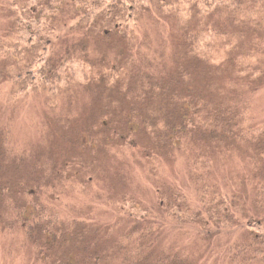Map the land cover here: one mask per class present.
I'll return each mask as SVG.
<instances>
[{
    "label": "trees",
    "instance_id": "obj_1",
    "mask_svg": "<svg viewBox=\"0 0 264 264\" xmlns=\"http://www.w3.org/2000/svg\"><path fill=\"white\" fill-rule=\"evenodd\" d=\"M189 2L197 12L201 11L203 14L204 11V14L212 18L225 19L228 27L234 25L240 27L251 37L250 48L243 53H236L237 50L232 43H221L219 40L224 34L219 22L192 33L185 31L179 44L175 45L170 54L173 57L179 56L182 64L173 74L166 77L164 74L163 77L157 78L152 76L151 72L142 70L148 66L152 72L155 70L159 73L165 72L159 66L161 62L156 63L165 55L163 48L153 53L156 59L145 60V68L135 67L133 61L128 57L124 58L123 52L116 53L112 62H108V58L117 44L116 41L115 44L112 42L117 38H125L132 29L137 28L132 25L137 23L141 14L153 13L157 17L155 12L158 8L173 17L177 9L172 7V3L166 0H2V12L9 19L10 32L7 38H12L8 43L3 41L6 38L0 40V58L2 55L8 58L4 73L11 76L9 80L14 90V93H10L9 99L12 101L11 97L21 85L28 84L23 88L31 90L47 89L41 82L37 84L36 80L31 81L29 75L40 60L44 64L40 76L55 81L54 85H60L59 80L64 72L81 71L83 68L93 70L100 66L98 64H102L105 67L101 72L109 74L108 78L116 77L115 86L119 84L123 86L127 77V82L131 77L134 80L132 85L127 83L126 87H133L131 94H134L132 99L136 111L132 108V113L123 119L129 140L124 134L117 137L127 147L131 149L139 147L135 140H130L132 134L138 140L149 139L152 144H157L158 148H163L168 154L173 150L178 151L198 143L205 148L218 151L240 142L238 140H244V131L254 133L250 128L245 130L240 127L242 118L247 116L243 109L245 105L241 103V109L236 114L232 103L213 102L207 97L204 100L202 95L208 93L198 90L194 79L190 78V72L192 68L200 70L197 65L213 69L220 68L227 62L233 69L237 68L238 75L246 74L245 77L251 78L256 71L252 57L257 56L258 50L264 48V19L254 14L256 4L250 3L249 0H189ZM37 28H43L48 33L44 35L42 32L41 35L34 31ZM82 30L86 32V36L77 40L68 38L65 43L60 42L63 38L66 39L65 36L72 37L71 33ZM238 31L233 36L234 43L237 44L243 39ZM24 33L29 39H23ZM90 37L92 42L99 43L106 50L99 52L97 48L88 49L86 39ZM134 37L133 35L131 41ZM32 42L33 45H30ZM96 56L99 57V62L93 64L89 61L91 57L95 59ZM152 67L155 69H151ZM3 77L0 71V82L3 81ZM10 105L14 109L13 104ZM246 108L249 109L248 106ZM9 125L8 120L5 124H0V204L3 200L9 202L13 199L17 202L20 199L23 207L11 208L15 218L11 224L6 225L10 228L8 230L10 233L14 228H18L23 234V243H29L36 248L37 252L34 254L36 261L45 264H193L186 255L179 253L174 247L158 246L159 229L162 225H167L168 220L176 230L184 234L186 229L195 231L201 245L205 244L208 248L212 247L214 240L220 241V244L214 245L216 251L214 258L220 259L217 261L218 264H264V219L260 221L263 231L251 233L247 242L227 237L238 228L242 227L241 230H245L248 226L238 225L241 200L233 194L230 197L220 194L219 190L210 184L208 178L210 173L206 171L208 162L207 160L202 162L204 159H201L197 150H194L191 157L192 171L190 169L188 171V187L196 203H193L186 193L177 190L166 203L161 200L166 206L163 207L159 202L152 215L143 216L137 209L124 208L123 215L111 221L105 232L106 236L112 230L116 231V234L112 233L111 238L105 240L100 239V236L98 238L93 230L87 229L84 225L71 223L56 215L51 205L41 201V194L53 189L47 185V175L39 176L40 185L34 188L20 183L17 185L19 180L3 176L19 171L24 173L22 166L27 161L35 163L34 157L28 159L27 152L17 149ZM102 127L105 128L104 125ZM110 134L109 141L118 136L116 131H111ZM247 141L255 152L252 161L256 165L262 162L263 166L264 144L261 143L254 148L252 145H255L257 140L248 135ZM82 146L83 150L95 149L92 143ZM209 153L211 156L214 154ZM42 169H44L42 165L37 167L34 165L31 169L33 172L24 173L26 176L24 180L27 183L29 180L33 181L35 172ZM262 170L261 168L256 173V179L260 178ZM202 171L206 173H200ZM67 177L70 175L67 174ZM67 180L65 177L64 181ZM263 186L261 179H258L253 202L256 209L264 207ZM168 188L161 191L162 196L166 198L168 192L172 191L171 189L168 191ZM234 208L239 210L237 214Z\"/></svg>",
    "mask_w": 264,
    "mask_h": 264
},
{
    "label": "rangeland",
    "instance_id": "obj_2",
    "mask_svg": "<svg viewBox=\"0 0 264 264\" xmlns=\"http://www.w3.org/2000/svg\"><path fill=\"white\" fill-rule=\"evenodd\" d=\"M1 1L0 40L6 38L3 41L8 43L12 39L7 38L10 32L9 19L2 12ZM166 1L172 3V7L177 9L174 16H168L162 11L163 9L158 8L155 12L157 17L153 13L141 14L139 20L137 18V23L132 25L137 28L132 29L125 38H117L112 42L115 44L116 41L117 44L111 50L114 52L110 53L108 62L116 57V53L123 52L124 58L128 57L133 61L135 67L145 68V60L156 59L153 53L163 48L165 55L156 63L161 62L159 66L165 72L159 73L157 70L152 72L148 66L142 71L151 72L152 76L157 78L163 77L164 74L166 77L173 74L182 64L179 56L173 57L170 54L175 45L179 44L184 32L192 33L217 22L221 24L222 34H224V37L219 40L221 43H232L237 50L236 53H243L250 48L251 37L240 27L236 25L228 27L225 19L212 18L204 14V11L203 14L201 11L197 12L189 0ZM249 2L256 4L255 7L253 6L254 14L264 19V0H249ZM34 31H38L41 35L42 32L44 35L48 33L43 28H37ZM237 31L243 36L238 44L233 40ZM71 34L72 37L65 36L66 39L63 38L60 42L65 43L68 38L77 40L86 36L83 30ZM132 34L135 37L131 41ZM22 35L23 39H29L26 33ZM91 38L86 39L88 49L97 48L99 52L106 50L99 43L92 42ZM33 42L30 45H33ZM258 51V55L252 57L256 71L249 79L244 76L246 74L238 75L237 68L233 69L227 62L220 68L213 67V69H207L192 62L200 70L192 68L190 72V78L194 79L198 90L208 93L202 95L204 100L207 97L213 102L232 103L236 114L239 113L243 103L244 113L247 116L243 117L241 122L239 121L240 127L245 130L250 128L254 133L244 131V140H238L240 142H235L234 145H228L218 151L205 148L198 143L178 151L173 150L169 154L163 148H158L157 144H152L149 139L138 140L134 134L130 136V140H135L139 146L134 149L127 147L117 138L124 134L129 140V134L126 136V128L123 126V119L135 107L132 99L134 94H131L133 87H126L127 83L132 85L134 82L132 77L128 82V77L124 79L123 86L121 84L115 86L116 77L108 78L109 74L101 72L105 66L98 64L100 66L97 65L98 68L93 70L83 68L81 71L64 72L59 80L60 85H54L55 81L52 82L45 76H40V70L44 66L40 60L29 75L31 81L36 80L37 84L41 82L47 89L31 90L23 88L28 84L21 85L20 89L16 90V94L11 97V101L9 96L14 91L9 80L11 76L4 73L8 58L2 55L0 71L4 77L0 82L2 84L0 86V124H5L8 120L11 137L17 149L27 152L28 159L35 158V163L27 161L30 163L26 164V162L22 166L24 173L33 172L31 169L34 165L44 167L42 171L35 172L33 181L29 180V183L24 180L25 174L20 171L3 174V176L11 180H19L17 185L20 183L34 188L40 185L41 179L38 177L47 175V185L53 189L43 192L41 201L51 205L56 215L62 216L71 223L82 224L87 229L93 230L98 238L100 236V239L109 240L111 234H116V231L112 230L108 236L105 232L111 221L123 215L124 208L137 209V212L143 216L152 215L160 203L163 207L166 206L164 202L169 201V197L173 196L177 190L186 193V196L196 203L188 187V171L189 169L192 171L193 158L191 157L194 150H197L201 159H204L202 162L205 160L208 162L206 171L210 173L208 175L210 184L216 187L220 194L229 197L233 194L241 200L238 225L248 224V226L245 230H241L242 227L238 228L227 237L239 242H247L251 233L263 231L260 221L264 219V207L256 209L253 204L256 181L261 179L264 184V165L262 166V162L256 165L252 161L255 152L246 143L248 135L257 140L255 145L251 144L254 148L261 143L264 144V48ZM89 61L95 64L100 60L96 56L95 59L91 57ZM10 103L13 104L14 109ZM134 111H136L135 108ZM137 117L140 118V116ZM103 125L105 128L102 127ZM110 130L116 131L118 135L111 141H109ZM90 143L95 149L83 150L82 145ZM209 152L214 154L211 156ZM261 168L263 170L260 178L256 179L255 175ZM67 174L70 175L69 178ZM65 177L67 181H64ZM166 187H169L168 191L172 190L171 193L168 192L167 198L161 194ZM262 200L264 202V192ZM0 206V264H45L35 260L36 248L29 243H23L24 237L18 228H14L11 233L8 231L10 228L6 224H11L10 222L15 218L11 208L23 207L20 199L17 202L13 199L9 202L3 200ZM234 210H236L235 214L239 212L235 208ZM194 232L192 229H186L184 234L176 230L167 220V225H162L159 229L160 244L158 246L174 247L179 253L186 255L193 264H218L217 261L220 259L214 258L216 252L214 245L220 244V241L214 240L212 247L208 248L205 244L201 245L198 235Z\"/></svg>",
    "mask_w": 264,
    "mask_h": 264
}]
</instances>
